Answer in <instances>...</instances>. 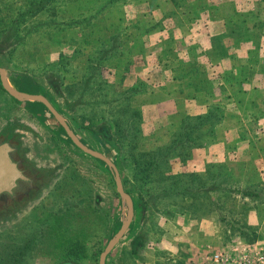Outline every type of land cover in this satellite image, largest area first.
I'll use <instances>...</instances> for the list:
<instances>
[{
    "label": "rangeland",
    "instance_id": "obj_1",
    "mask_svg": "<svg viewBox=\"0 0 264 264\" xmlns=\"http://www.w3.org/2000/svg\"><path fill=\"white\" fill-rule=\"evenodd\" d=\"M132 1L0 0V69L7 87L44 96L83 144L101 152L117 167L123 189L132 198L134 217L104 264H192L204 256L229 252L235 245L264 247L261 235L254 230L262 221L263 204L235 193L210 192L206 202L213 203L204 204L193 215H178L165 206L167 199L151 201L147 185L135 180L129 143L117 142L113 126L117 123L108 120L112 98L118 96L116 89L127 88V69L142 60L132 59L133 52H139L138 56L144 52L143 41L136 37L135 25L128 19L135 12ZM236 35L244 38L241 32ZM113 36H118L121 49L105 63L100 82L109 80L115 88L87 90L89 60ZM145 85L144 80L134 84L143 89L141 92ZM104 93L113 96L106 98ZM18 101L20 105L11 102L14 118L26 126L21 133L24 150L45 172L47 183L28 213L14 215L7 229L0 227V264H59L62 260L99 264L107 242L128 216L127 202L117 192L106 163L79 149L44 103L37 99ZM120 104L115 102L116 107ZM225 113L222 110V117ZM139 127L137 151H153L155 147L147 139L150 135L143 133L142 123ZM205 142V146L193 149L184 163L193 167L173 165L177 159L172 160V174L200 172L205 181L207 174L220 166L234 186L243 187L256 178L234 165L233 157L205 163L204 148L215 144L213 139ZM136 236L144 237L150 245L161 238L170 249L163 247L166 254H160V249L145 247L132 254ZM187 241L192 243L191 250L184 246ZM71 243L81 245L79 256L66 254Z\"/></svg>",
    "mask_w": 264,
    "mask_h": 264
},
{
    "label": "crops",
    "instance_id": "obj_2",
    "mask_svg": "<svg viewBox=\"0 0 264 264\" xmlns=\"http://www.w3.org/2000/svg\"><path fill=\"white\" fill-rule=\"evenodd\" d=\"M131 5L135 12L128 19L144 52H133L132 59L142 60L127 69L124 85L146 82L132 102L141 110L151 146L168 142L185 116L220 108L227 114L214 126L215 144L204 148L205 163L233 157L247 176L257 172L264 182V0H133ZM234 21L241 23L244 38L232 31ZM258 224L254 230L264 244V211ZM184 246L192 249L188 241ZM145 247L160 254L168 248L161 238Z\"/></svg>",
    "mask_w": 264,
    "mask_h": 264
},
{
    "label": "trees",
    "instance_id": "obj_3",
    "mask_svg": "<svg viewBox=\"0 0 264 264\" xmlns=\"http://www.w3.org/2000/svg\"><path fill=\"white\" fill-rule=\"evenodd\" d=\"M33 6L36 8L41 7L40 4ZM231 27L232 31H235L234 33L241 31V23L234 21ZM120 49L121 42L118 36H113L107 38L99 49L94 52L91 61L89 60L90 65L85 79L87 90H92L93 87L94 89L99 87V89H102V86L109 89L115 88V84L109 80L101 83L100 77H102L101 71L105 68V63L114 58ZM142 90L136 89L135 86L116 89L118 96L112 98L113 106L109 107L108 120L113 119L117 123L116 125L113 124L117 133V135L115 134L117 142L127 141L129 143L133 176L141 185H147L145 188L152 198L151 201L155 203V199H167L165 206H171L172 211L178 215L188 213L193 215L194 210L199 211L204 207V204L213 203L212 201L206 202V199H210V192L235 193L240 198H246L264 205V182L261 178L257 179V172L256 175H252L256 178L250 176L252 179H250L249 184L243 187L234 186L229 176L223 174L220 166L214 169L212 173L207 174L205 181L200 172L173 174L171 172L172 160L177 159L181 163H185L193 149L205 146L207 139H213L214 126L223 118L221 115L222 109L220 108H211L200 115L185 116L180 128L171 135L167 144L158 146L151 152H138L136 138L140 130L139 125L142 123V113L138 107L132 105V99ZM103 95L106 98L113 96V94L109 96L107 93ZM115 102L121 104L116 107ZM140 209L142 210V208ZM252 236L253 238L256 237V235ZM146 244L147 240L144 237L136 236L130 252L138 254L139 249L145 247ZM81 251L80 244L71 243L66 254L79 256Z\"/></svg>",
    "mask_w": 264,
    "mask_h": 264
},
{
    "label": "flooded vegetation",
    "instance_id": "obj_4",
    "mask_svg": "<svg viewBox=\"0 0 264 264\" xmlns=\"http://www.w3.org/2000/svg\"><path fill=\"white\" fill-rule=\"evenodd\" d=\"M4 80L0 76V227L7 229L14 215L28 213L39 199L47 175L24 150L21 133L26 126L14 118V103H21L8 93ZM59 264L75 263L62 260Z\"/></svg>",
    "mask_w": 264,
    "mask_h": 264
},
{
    "label": "water",
    "instance_id": "obj_5",
    "mask_svg": "<svg viewBox=\"0 0 264 264\" xmlns=\"http://www.w3.org/2000/svg\"><path fill=\"white\" fill-rule=\"evenodd\" d=\"M0 74L1 76H5V73L3 69H0ZM6 84V83H4ZM7 90L17 97L18 99H37L44 103L46 107L55 115V117L58 119L60 124L63 126L64 130L66 131V134L68 137L71 139V141L83 152L93 156L94 158H97L99 160H102L103 162L106 163L108 168L110 169L111 173L113 174L114 177V182H115V187L119 195L123 198H125L127 202V209H128V216L126 220L123 222L119 230L116 232V234L107 242L105 248L101 252L99 256V264H104L106 256L113 250V248L119 243L121 238L125 235L127 232L133 217H134V205L131 196L123 189L122 183H121V178L119 176V172L117 170V167L115 164L106 156H104L101 152L94 150L85 144H83L73 133V131L69 128L67 123L65 122L64 117L59 114L52 106L51 104L44 98V96L39 95V94H29V93H21L18 91H15L11 88H8L7 85H5Z\"/></svg>",
    "mask_w": 264,
    "mask_h": 264
},
{
    "label": "built area",
    "instance_id": "obj_6",
    "mask_svg": "<svg viewBox=\"0 0 264 264\" xmlns=\"http://www.w3.org/2000/svg\"><path fill=\"white\" fill-rule=\"evenodd\" d=\"M192 264H264V247L253 244L235 245L229 252L220 251L204 256L201 261Z\"/></svg>",
    "mask_w": 264,
    "mask_h": 264
}]
</instances>
